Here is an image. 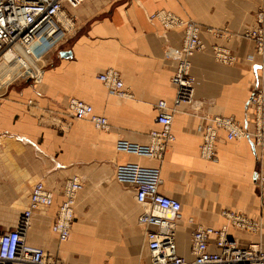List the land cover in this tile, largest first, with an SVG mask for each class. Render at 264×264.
<instances>
[{
  "label": "crops",
  "instance_id": "crops-1",
  "mask_svg": "<svg viewBox=\"0 0 264 264\" xmlns=\"http://www.w3.org/2000/svg\"><path fill=\"white\" fill-rule=\"evenodd\" d=\"M260 8L264 0H86L71 9L76 30L47 54L39 81L15 80L0 98V230L17 225L34 184L42 181L54 192L55 203L35 211L26 236L29 244L44 248L62 264L150 263L145 229L137 221L135 187L115 176L116 162L125 157L116 143L121 138L147 143L156 126L157 103L166 100L170 110L175 107L176 64L165 58L164 50L181 44L184 29L164 30L150 19L153 12L166 9L198 22L209 46H227L236 56L229 65L219 62L210 48L197 52L191 68L195 102L175 107L176 139L165 151L160 191L182 203L176 221L178 252L193 258L191 236L200 225L227 228L239 246L258 244L264 250V194L257 184L264 153L252 140H229L221 132L217 161L205 160L200 156L202 134L196 129L210 114L254 127L249 100L264 86V66H259L263 60L254 42L241 34L254 24ZM208 27L228 28L230 40L213 37ZM111 67L120 72L132 96L111 93L99 79ZM73 97L106 116L109 127L98 129L89 119L68 115ZM72 177L83 187L71 235L61 242L51 228L64 199V183ZM225 210L260 220L261 229L229 225Z\"/></svg>",
  "mask_w": 264,
  "mask_h": 264
},
{
  "label": "built area",
  "instance_id": "built-area-1",
  "mask_svg": "<svg viewBox=\"0 0 264 264\" xmlns=\"http://www.w3.org/2000/svg\"><path fill=\"white\" fill-rule=\"evenodd\" d=\"M86 0H0V98L15 80L38 82L42 76L46 56L60 47L69 34L76 30L77 18L72 10ZM70 8V9H68ZM164 30L184 29L179 46L167 45L164 56L176 64L172 82L177 88L174 106L195 102V78L191 73L192 58L200 51L210 48L216 59L224 64H234L236 56L227 46L214 43L210 47L202 37V28L192 19H184L170 10L160 9L150 14ZM215 38H231L228 28H206ZM253 40L256 50L263 58L264 66V9L256 13V22L241 34ZM229 37V38H228ZM99 79L111 93L132 96L125 87L120 72L108 68ZM30 104L34 103L32 100ZM249 103L254 107V127L249 128L232 116L210 114L197 125L202 134L200 156L217 161V140L221 132L229 140L245 138L252 140L264 153V86L259 85L252 93ZM156 126L150 130L147 143L119 139L116 150L123 154L115 164V176L119 182L132 184L136 194L138 224L145 229V239L150 254L149 264H264V250L258 244L241 247L230 237L227 228L198 226L191 236L193 258L187 260L178 252L176 221L181 216L182 203L160 191L161 169L168 145L175 141L173 131L175 107L170 110L166 100L157 103ZM66 113L76 119H89L98 129L109 127L108 118L94 112L90 103L71 98ZM198 114V112H195ZM59 123L61 120L58 118ZM69 124H67L68 126ZM64 128V127H62ZM259 190L264 194V170L257 173ZM83 182L78 177L66 180L63 186L64 199L58 204L52 231L61 242L69 239L75 221V206ZM55 203L54 192L44 182L34 184L29 206L20 215L13 229L0 230V264H62L52 254L27 242L31 218L41 207ZM229 225L240 230L257 232L261 221L246 214L225 210ZM214 245L216 248L212 249Z\"/></svg>",
  "mask_w": 264,
  "mask_h": 264
},
{
  "label": "rangeland",
  "instance_id": "rangeland-1",
  "mask_svg": "<svg viewBox=\"0 0 264 264\" xmlns=\"http://www.w3.org/2000/svg\"><path fill=\"white\" fill-rule=\"evenodd\" d=\"M261 9H264V8H260L259 10H261ZM259 10H257V12H258ZM257 12H255V22H256V13H257ZM255 22H254V24H255ZM242 33H243V32H242ZM249 40H250V39H249ZM252 41H253V40H252ZM253 42H254V41H253ZM254 45H255V42H254ZM209 47H210V46H209ZM255 50H256V45H255ZM256 53L258 54L257 50H256ZM258 55H260V54H258ZM260 56H261V55H260ZM261 57H262V56H261ZM215 58H216V57H215ZM262 60H263V58H262ZM229 65H230V64H229ZM259 66L262 67L261 64H259ZM8 88H9V86H8L7 88L4 89V93L6 92V90H7Z\"/></svg>",
  "mask_w": 264,
  "mask_h": 264
}]
</instances>
